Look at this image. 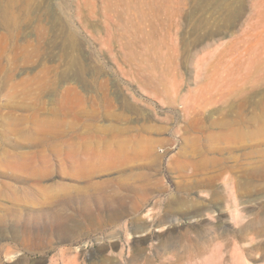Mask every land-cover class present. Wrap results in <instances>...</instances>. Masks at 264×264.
Segmentation results:
<instances>
[{"label": "rangeland", "instance_id": "rangeland-1", "mask_svg": "<svg viewBox=\"0 0 264 264\" xmlns=\"http://www.w3.org/2000/svg\"><path fill=\"white\" fill-rule=\"evenodd\" d=\"M0 264H264V0H0Z\"/></svg>", "mask_w": 264, "mask_h": 264}]
</instances>
